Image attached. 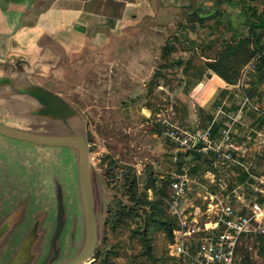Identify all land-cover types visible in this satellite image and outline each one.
Instances as JSON below:
<instances>
[{
  "label": "rangeland",
  "instance_id": "rangeland-1",
  "mask_svg": "<svg viewBox=\"0 0 264 264\" xmlns=\"http://www.w3.org/2000/svg\"><path fill=\"white\" fill-rule=\"evenodd\" d=\"M236 1L240 2L234 8L225 3L218 6L219 13L213 17L212 0H162L165 6L155 17L151 18L150 14L137 27L105 34L102 44L64 53L59 59L58 69L47 78L43 77V85L73 105L85 122L90 164L106 192V211L117 198L116 184L121 178L116 180L117 173L114 182L110 180L108 158L117 161L123 169H132L137 177L138 190L142 192L147 176L159 180L168 177L175 164L172 162L174 153L182 154L166 139L162 121L174 120L182 129L192 133L206 129L201 124L202 109L196 103L200 88L196 89L199 83L196 84L195 73L201 70L208 58L215 57L221 43L232 37L233 30L245 33V19L239 15L243 6L245 9L248 6L255 8L258 12L264 10V0ZM190 13H197L199 18H203V23L197 22L194 29H187L184 39H180L182 46H176L177 52L172 58L180 59L182 64L162 70L164 77L159 80V87L149 94L148 82L154 69L161 64L159 56L164 42L169 36L178 37V24ZM142 24L148 25L141 29ZM106 39L109 40L105 42ZM188 60L190 64L186 63ZM187 66L185 74L182 70ZM209 90L212 91L211 88ZM233 94L225 111L235 116L240 106V95L239 91ZM213 99L219 104V91ZM146 104L150 105L151 111L145 108ZM226 116L218 117L213 124L223 126L229 120ZM153 126L160 130L159 134L150 133ZM80 127H83L81 122ZM231 144L237 148L238 154L245 150L243 160L252 169V177L238 185V174L233 168H216L211 156L205 159L201 154L199 158L190 159L197 166L191 177L205 189L192 185L189 201L200 205L198 194L220 192V185L229 191L233 204L236 195L250 200L259 195L258 190L264 191L260 184L264 179V162L257 159L259 154L264 155V125H259L246 108L233 128ZM69 150L76 154L72 148L41 147L0 136V185L12 200L10 221L0 226L8 228L0 233V264H9L19 251L29 255L27 264H62L80 251L83 230L74 181L75 169L72 167L74 173L68 172L60 157ZM186 153L190 154V151ZM72 164L74 166L75 156ZM210 169L216 171V184L203 176ZM55 184L63 190L64 222L61 220L60 226L54 199ZM34 187L37 188L32 190ZM31 190L38 195L31 197ZM5 211V207H0L2 214ZM105 224L97 248L99 254L103 256L109 252L108 243L123 242L130 259L120 256L115 259L116 264H143L147 260L133 258L139 247L129 243V231L114 239L110 237L107 242ZM253 240L242 242L235 264H242L243 254H248L253 264H264V259L257 255ZM153 246L159 255L168 257V243L162 232L153 233ZM173 263L182 264L177 260L164 264Z\"/></svg>",
  "mask_w": 264,
  "mask_h": 264
},
{
  "label": "trees",
  "instance_id": "trees-1",
  "mask_svg": "<svg viewBox=\"0 0 264 264\" xmlns=\"http://www.w3.org/2000/svg\"><path fill=\"white\" fill-rule=\"evenodd\" d=\"M239 2L236 0H212L211 7L215 9L212 16L214 17L219 13L218 6L225 3L234 8ZM243 7L240 9L239 15L245 19V33L233 30L234 34L228 41L225 40L221 43L222 45L215 57L208 58L201 70L195 73L196 84L200 83L206 72H211L225 84L237 87L239 95L243 99H247L252 105L259 106L258 112L251 109L247 110L256 117L259 125H264V10L258 12L255 8H249L248 6L245 9ZM245 11H250V13L247 14ZM203 21V18H199L197 13H190L178 24V37H167L159 56L161 64L154 69L153 75L148 82L149 94L154 88L159 87V80L164 77L162 70L178 67L182 64L180 59H172L173 55L177 52L176 46H182L180 39H184V35L188 33L187 29H194V24L197 22L202 24ZM186 63L190 64V61L188 60ZM249 65H252L253 69L247 72L241 86L243 73ZM188 68L189 66L185 67L182 70L183 73L186 74ZM215 104L218 103L215 102ZM145 108L151 111L149 104H146ZM212 119L211 116H203L201 121L202 126L207 128L212 124ZM222 128L221 124L219 126L213 124L211 126L212 134L216 135ZM150 133L159 134L160 130L156 126H153L150 129ZM199 148L200 146L196 149H191L190 154H174L172 162L175 164L172 165V171L179 172L182 167L188 165L191 167V174L196 172L197 166L193 162H190V159L201 157L197 152ZM64 158L67 160L69 154L65 153ZM174 158H177L176 162H174ZM204 158L206 159L207 156H204ZM257 159L264 162V155L259 154ZM107 166L111 181L114 182L117 173L121 176L120 182L116 184V189H118L121 198H116L107 212L105 224L107 242L110 237L114 239L118 235H122L124 231H129V243L139 247L138 253L133 258L142 260L146 258L147 260H144L143 264L175 262L177 260L175 258L170 256L164 258L163 254L159 255L156 247L153 246L154 232H162L168 245H170L173 242V231L177 229V220L170 215L166 203L170 185L169 176L160 180L147 176L143 190L139 192L137 177L132 169H123L122 166L118 165L117 161L111 158H108ZM232 168L238 174V185H243L248 178L252 177L251 173L253 171L250 167L248 172L237 167ZM208 172H212L216 176V171L212 169L206 170L203 176ZM250 184H252L251 180ZM228 189L231 190L232 187L229 185ZM149 193L150 196H148ZM227 193H229L228 190ZM123 197L126 200L125 205H123ZM137 222L139 223L138 226L134 227ZM252 243L256 247L258 257L264 259V236L256 237ZM108 246L109 252H106L103 256L99 254L100 252L97 253L94 263L116 264L115 259L120 256H124L127 260L130 259L123 242L108 243ZM166 253H168V250ZM242 257V264H253L248 254H243Z\"/></svg>",
  "mask_w": 264,
  "mask_h": 264
},
{
  "label": "water",
  "instance_id": "water-1",
  "mask_svg": "<svg viewBox=\"0 0 264 264\" xmlns=\"http://www.w3.org/2000/svg\"><path fill=\"white\" fill-rule=\"evenodd\" d=\"M147 2L150 12L140 14L134 25L109 30L99 28L95 24V29L91 35L98 34L105 38V34H109L114 30L119 29L124 32L128 28L137 27L145 17H149L150 14L151 18L155 17L165 6L162 0L161 2L160 0H147ZM186 6L189 7V4ZM148 24H142L141 29ZM108 40L106 39L105 42ZM100 43L102 44V40L96 43L80 44L74 49L66 50L55 40L46 42L41 44L45 49L40 58L36 60L29 71L26 69L27 72H22V59L14 60V68H11L8 64H0V67L10 69L12 74H15L11 76L10 73H7L10 75L9 77L0 76V136L41 147L72 148L76 150V154L71 150L65 152L69 154L67 160L64 158L65 153L60 157L68 172H73L72 167L75 169L74 181L76 182L83 242L77 255L62 264H92L94 262L95 255L98 253L97 248L101 232L105 220H107V196L99 177L90 164L89 144L83 118L73 105L59 94L45 87L42 80L43 77L47 78L52 74V71L58 69L59 59L64 53L75 52L87 45L94 47ZM17 68L19 70H16ZM80 122L83 127H80ZM197 146L198 140L194 142L193 148L196 149ZM73 156H75L74 166L72 164ZM67 164L70 166L69 168ZM37 187L32 188V190ZM32 190L29 192L31 197H36L37 192H32ZM54 191V199L59 210L60 219V222L59 220L57 222L60 226L61 220L64 222L63 190L58 185L54 188ZM7 194L0 185V207L3 206L6 210L3 214L0 212V226L10 221L12 213V200ZM115 196L121 198L118 192ZM122 201L124 204L126 203L123 198ZM7 229L0 227V233ZM18 253L9 264H27L29 262V255L20 251Z\"/></svg>",
  "mask_w": 264,
  "mask_h": 264
},
{
  "label": "built area",
  "instance_id": "built-area-1",
  "mask_svg": "<svg viewBox=\"0 0 264 264\" xmlns=\"http://www.w3.org/2000/svg\"><path fill=\"white\" fill-rule=\"evenodd\" d=\"M253 69L249 65L242 76L241 86L247 72ZM258 112L259 106L243 99L235 116L213 135L211 126L193 133L182 129L174 120L162 121L164 135L176 149L184 154L193 148L198 140V154L211 156L216 168L237 167L248 172L249 165L237 148L231 144V134L239 123L244 109ZM197 146V147H198ZM178 152H175L176 155ZM177 158H174V162ZM205 176L215 183V174ZM204 177V178H205ZM120 175L116 177V180ZM169 191L166 201L168 211L177 220V229L173 231V242L168 245V256L182 264H235L237 250L242 242L264 236V191L258 190V196L250 200L236 195L233 204L226 187L220 185V192L205 191L198 194L201 204L188 200L192 185L205 189L204 185L191 177V167L184 166L179 172L169 173ZM264 186L263 182H260Z\"/></svg>",
  "mask_w": 264,
  "mask_h": 264
},
{
  "label": "crops",
  "instance_id": "crops-1",
  "mask_svg": "<svg viewBox=\"0 0 264 264\" xmlns=\"http://www.w3.org/2000/svg\"><path fill=\"white\" fill-rule=\"evenodd\" d=\"M149 12L147 0H0V64L14 68V60L22 59V72L29 71L45 49L41 44L55 40L68 50L100 42L101 35H91L95 24L113 30L134 25L140 14ZM7 73L15 75L0 67V76L9 77ZM197 87L200 90L196 103L203 116L213 118L211 123L225 115L233 117L234 113H227L225 108L237 87L225 84L211 72L205 73ZM218 91L221 103L215 104L213 96ZM242 101L240 96L238 106ZM239 153L246 154L245 150ZM260 182L264 183V179Z\"/></svg>",
  "mask_w": 264,
  "mask_h": 264
}]
</instances>
